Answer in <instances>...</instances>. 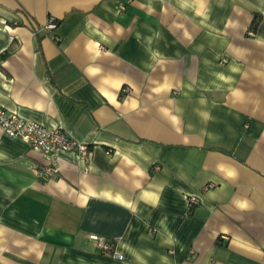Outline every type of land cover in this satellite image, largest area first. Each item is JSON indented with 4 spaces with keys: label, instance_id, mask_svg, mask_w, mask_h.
Wrapping results in <instances>:
<instances>
[{
    "label": "crops",
    "instance_id": "crops-1",
    "mask_svg": "<svg viewBox=\"0 0 264 264\" xmlns=\"http://www.w3.org/2000/svg\"><path fill=\"white\" fill-rule=\"evenodd\" d=\"M262 11L0 0V105L91 150L42 179L0 128V264H264Z\"/></svg>",
    "mask_w": 264,
    "mask_h": 264
},
{
    "label": "built area",
    "instance_id": "built-area-1",
    "mask_svg": "<svg viewBox=\"0 0 264 264\" xmlns=\"http://www.w3.org/2000/svg\"><path fill=\"white\" fill-rule=\"evenodd\" d=\"M264 16V11L261 13ZM56 25L54 18H49L46 28L53 29ZM126 90V88H124ZM0 128L11 136H17L25 141L33 150L40 152L45 163L38 167L37 175L42 179L53 178L58 174V153L63 150H72L78 160L88 162L91 150L86 142L72 137L62 125L53 128L31 119H25L15 112L9 111L0 105ZM190 203H195L194 196L189 198ZM95 247L102 252L111 251L110 241L98 236L90 235Z\"/></svg>",
    "mask_w": 264,
    "mask_h": 264
},
{
    "label": "rangeland",
    "instance_id": "rangeland-1",
    "mask_svg": "<svg viewBox=\"0 0 264 264\" xmlns=\"http://www.w3.org/2000/svg\"><path fill=\"white\" fill-rule=\"evenodd\" d=\"M51 18V17H50ZM55 20V19H54Z\"/></svg>",
    "mask_w": 264,
    "mask_h": 264
}]
</instances>
